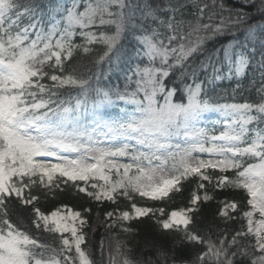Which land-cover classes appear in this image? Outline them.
<instances>
[{
	"label": "snow or ice",
	"instance_id": "6c2138e0",
	"mask_svg": "<svg viewBox=\"0 0 264 264\" xmlns=\"http://www.w3.org/2000/svg\"><path fill=\"white\" fill-rule=\"evenodd\" d=\"M186 3L196 6V0ZM185 6L180 0H64L43 12L34 0H0V264H94L82 247L87 218L67 207L45 213L33 189L45 196L74 190L98 204L123 198L130 210L105 212L112 226L159 212L158 228L180 234L171 245L173 264H264V87L257 102L219 103L211 95L217 82L243 77L250 65L264 80V0H241L238 9L221 3L220 11L230 15L214 25L202 23L207 5L196 7L188 31ZM214 15L208 14L209 21ZM229 24L246 27L197 61L205 42ZM111 25L112 34L88 30ZM77 34L82 45L74 43ZM94 44L105 49L96 64L120 67L137 58L124 91L101 85L99 77L93 88L90 79L55 74L64 72L74 50L87 54ZM64 88L80 91L61 98ZM209 170L218 173L215 189L247 194L241 212L246 231L230 238L225 231L213 241L192 228L200 201L213 199L205 184L212 183ZM189 180L205 192L201 197L194 191L187 208L166 213L135 202L171 198ZM13 197L32 206L36 230L59 234L58 248L8 218ZM229 209L235 213L239 205L224 202L218 215L236 219ZM189 245L202 250L191 261L176 260V250ZM121 248L118 243L110 264H138Z\"/></svg>",
	"mask_w": 264,
	"mask_h": 264
},
{
	"label": "trees",
	"instance_id": "16d2710c",
	"mask_svg": "<svg viewBox=\"0 0 264 264\" xmlns=\"http://www.w3.org/2000/svg\"><path fill=\"white\" fill-rule=\"evenodd\" d=\"M38 5L43 7L40 9L43 12H47L49 8L55 6L58 3H63L64 0H34ZM181 3H185L183 19L185 23V31H188L187 22L191 21L195 23V19L192 15L196 11V7L207 5L205 16L202 23L217 24L220 22V17H228V12H221L220 5L224 4L226 8L238 9L241 7V0H196V6L192 3H186V0H180ZM215 13L212 21H209L208 14ZM181 18V17H178ZM22 23H27L23 21ZM246 25H228L223 35H217L213 39L207 40L203 45L204 52L197 54V61L203 59L210 52L220 49L221 46L229 45L233 41V33L239 36L242 29ZM90 31L100 32L104 31L107 34L115 32V26H92ZM163 31V29H161ZM201 35H208L206 32H202ZM125 50L131 51V46L127 39L121 41ZM74 43L82 45L83 39L77 34L74 37ZM92 51L85 54L82 48L74 50L72 57L64 61L65 70L63 73L57 71L55 74L73 75L76 78L90 79L92 87L97 86V77H99L100 84L103 86H110L113 89L125 87L127 81L126 76L128 68L135 66L137 58L131 57L130 61L120 65V67H111L107 63L96 64L95 61L99 59V56L103 54L104 46L101 44H94L89 46ZM258 59V58H257ZM54 64V60L51 62ZM147 63L146 58L141 61V66ZM255 63V62H253ZM45 71L49 74H53V68L45 65ZM44 83L48 84L50 81L45 80ZM264 87V80L261 79L260 69L257 66L253 68L251 65L246 69L245 75L240 78H233L232 80H223L217 82L215 91L211 94L214 102L219 103H245V102H257L259 100L258 89ZM61 98H67L69 94L76 96L79 93V89L64 88L60 89ZM115 99V98H114ZM116 104L123 106V101H115ZM122 102V103H117ZM211 127V124H209ZM123 162H128L126 158ZM209 174L212 176V183L206 184V190L213 199L199 203V210L194 214L195 223L192 228L195 229L202 237L208 239L211 237L213 241L218 240L219 236L227 231L229 238L235 231L245 230L246 221L241 218V212L246 210L247 194L243 190L225 188L215 189V181L218 173L209 170ZM229 177L234 176V172L227 173ZM197 181L189 180L183 182L182 191L179 193H170L171 198H165L163 201H150L136 199V203L139 206H147L153 209L163 208L165 212L172 210H180L189 206L191 194L195 191L198 195L203 197L205 190L197 189ZM63 187V186H62ZM34 194L39 195V201L36 204L45 213L52 210L60 209L64 211L65 207L71 208L74 211H80L83 216L87 218V225L83 228V233L86 237V243L82 247L89 253L90 258L94 264H110V257L116 255V245L122 244L121 251H126V255L138 264H173L172 253V241L178 235L175 231H169L167 233L160 230L156 224V219L160 217V213L157 212L155 217H143L139 220H130L128 222L116 221L113 225L112 219L105 218V212L114 210H130V203L120 198L117 204L105 202L98 204L89 200L83 194L77 195L74 190H67L61 192L54 190L47 196L41 194L38 189H33ZM236 202L239 205V210L235 213L229 209L230 216H235L236 219H230L227 217H220L218 215L219 209L224 202ZM32 206H21L18 201L13 197L8 202V218L21 230L28 232L33 238L38 239L40 243L48 244L52 247H59V234L44 232L41 228L39 231L31 224V220L34 218L31 213ZM84 208H91L90 213H84ZM166 218V216L164 217ZM124 228H130V232L123 231ZM69 235V234H65ZM155 242L154 244L151 242ZM244 243H248L249 240L245 239ZM202 250L201 245L185 246L181 249H177L175 253L176 260L191 261L193 257ZM118 262L122 260V257H118Z\"/></svg>",
	"mask_w": 264,
	"mask_h": 264
},
{
	"label": "rangeland",
	"instance_id": "374dc122",
	"mask_svg": "<svg viewBox=\"0 0 264 264\" xmlns=\"http://www.w3.org/2000/svg\"><path fill=\"white\" fill-rule=\"evenodd\" d=\"M132 87H134V84L133 85H130L129 86V90L132 88ZM121 91H124L125 90V87H123V88H119ZM119 101V100H118ZM117 103H122V102H117ZM123 104V106H124V103H122ZM203 158H207V154H203Z\"/></svg>",
	"mask_w": 264,
	"mask_h": 264
}]
</instances>
